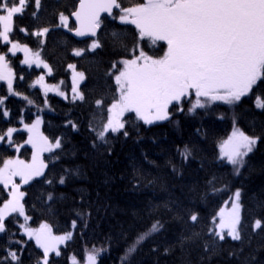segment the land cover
<instances>
[{
  "label": "snow or ice",
  "instance_id": "1",
  "mask_svg": "<svg viewBox=\"0 0 264 264\" xmlns=\"http://www.w3.org/2000/svg\"><path fill=\"white\" fill-rule=\"evenodd\" d=\"M33 6L31 16L39 20L37 13L41 10V0H0V81L6 84L7 93L0 95V120L7 121L6 126L0 127V146L14 151L13 156L0 158V241H4L0 243V264H24L22 257L29 248V241L41 253L36 255L35 264H59L57 258L63 255L61 246L66 247L73 239L78 221L72 219L70 229L63 234H56L53 225L46 220L32 226L36 204H30L26 199L29 197L26 186H32L36 181L54 189L56 185H65L70 177L80 175L79 168L67 167L58 177H53L49 164L55 166L65 156L75 157L76 151L67 148L69 134L81 133L85 125L93 153L111 156L113 142L130 136L129 126L137 132L140 125L150 127L167 122L179 126L177 117L180 114L230 119L231 132L219 141L216 160L230 165L232 175H242L241 170L249 165L247 158L264 140V134H250L240 124L246 104L251 103L254 109L264 113V0H129L128 6L124 0H78L70 13L75 21L72 25L69 15L56 13L58 23L53 27H62L76 37L95 38L90 43L85 41L87 47L73 48L75 57L104 47L101 39L96 37L107 18L119 25L133 26L135 33L131 47L126 42L127 29H114L110 33L113 47L122 48L124 55L112 62L104 73L105 90L94 100L85 125L72 119L69 113L63 124L66 131L51 138L40 130L44 119L39 113L45 108L51 110L47 94L54 93L74 105L78 102L87 104L89 97L80 88L86 79L85 73L77 71L74 63L67 65L72 72L70 94L62 90L60 84L63 81L49 84L45 82V75H39L29 85L43 90V106L14 88L17 77L10 67V57H16L17 53H23L21 64L28 68L42 67L47 76L53 75V69L42 59L43 48L34 51L14 35L15 18L22 17ZM102 14H106L104 19ZM51 30L48 26L31 32L24 27L18 28L26 36L38 38L37 43L41 46ZM24 79V75L19 76L20 81ZM12 96L37 109L32 122H25L23 115L13 119L11 109L6 105ZM221 105L227 106L224 111H219ZM23 111L24 108L21 113ZM228 113H231L230 117ZM21 132L27 133L22 142L18 136ZM197 132L204 135L200 129ZM25 146L32 150L30 160L19 155ZM45 153L49 154L47 161ZM177 155L180 166L171 160L168 163L172 172L179 175L183 165L195 159V155L188 144L177 148ZM201 167H204L203 162ZM134 187H139V180ZM224 194H229L228 200L212 215L207 232L191 231V235L181 238L182 245L195 243L202 235H207L211 240L203 247L208 252L210 246L227 238L242 239L241 190L233 191L229 184H223L213 174L207 179L203 194L196 193L203 202ZM55 200L52 190L40 194V203L48 211L52 210ZM183 211L187 219L177 211L179 219L185 223L190 221L193 227L199 223L198 212L191 208ZM75 215L83 221L90 213L76 211ZM82 227L86 228L87 223ZM163 227L160 220H155L146 232L128 241L120 258L121 264H131L130 258L138 246ZM252 227L253 230L264 229V223L256 219ZM110 248L111 244L107 248L93 246L80 259L75 254L68 259L70 264H99V258Z\"/></svg>",
  "mask_w": 264,
  "mask_h": 264
},
{
  "label": "trees",
  "instance_id": "2",
  "mask_svg": "<svg viewBox=\"0 0 264 264\" xmlns=\"http://www.w3.org/2000/svg\"><path fill=\"white\" fill-rule=\"evenodd\" d=\"M124 4L128 6L129 0H124ZM41 5L37 13L39 20L31 16L34 6L22 17L15 18V37L33 50L43 48L42 59L53 69V75L47 76L48 82L58 84L63 81V88L69 94L72 72L67 65L76 64L77 71L85 73L86 79L80 88L89 97L87 104L78 102L74 105L60 96L47 94L51 110L45 108L39 114L44 119L41 132L51 138L66 131L63 124L69 113L72 119L85 125L94 100L105 90L104 73L112 62L124 55L122 48L113 47L110 33L114 29H127L126 42L131 47L135 29L131 25H119L117 21L107 18L97 37L104 47L94 53L86 52L83 57H75L72 49L87 47L85 41L78 42L71 32L53 25L58 23L56 13L64 12L70 16L78 0H41ZM69 23L74 24L71 16ZM45 26L52 27V30L42 46L38 45V38L18 31L19 27L31 32ZM22 59L21 55L10 57V67L17 77L14 88L29 95L37 105L43 106L44 93L40 88H30L29 85L45 71L34 66L28 68L20 63ZM20 75H24L23 81L19 80ZM6 94V84L0 81V95ZM6 105L11 109L13 119L23 115L25 122L30 123L35 118L33 113L37 109L27 106L18 97H9ZM226 107L221 105L219 111H224ZM22 108L25 109L23 113ZM245 110V116L240 121L241 127L253 135L264 134V113L254 109L251 103L245 105ZM227 115L230 117L231 113ZM177 118L180 120L179 126L167 122L150 127L140 125L138 132L129 126L130 136L113 142L111 156L93 153L90 134L85 125L81 133L69 134L67 148L76 151L75 157L65 156L55 166L49 164L53 177H58L67 167L79 168L80 175L70 177L65 185H56L54 189L36 181L32 186H26L29 188V197L26 199L30 204H36L32 213V226H38L46 220L53 225L56 234H63L70 229L72 219L78 221L73 239L67 242L66 247H61L63 255L57 258L59 264H70L68 258L73 254L80 259L93 246L107 248L109 244L111 248L99 258V264H121L120 258L124 255L128 241L146 232L155 220L161 221L163 229L148 236L138 246L137 252L130 258L131 264H264V229L253 230L252 227L256 219L264 223V140L258 143L255 151L247 158L249 165L241 170L242 175L234 176L230 165L216 160L219 141L226 139L231 132V120H218L216 115L189 117L180 114ZM6 124L7 121L0 120V127ZM197 129L204 135L198 133ZM18 136L22 142L27 133L21 132ZM185 144L193 148L195 159L184 164L181 173L177 175L172 172L168 162L171 160L180 166L177 148H183ZM31 151L30 147L25 146L19 155L22 159L30 160ZM13 155V149L0 146V158ZM48 156V153L44 154L46 161ZM148 161L154 163L149 164ZM202 162L204 167H201ZM213 174L223 184H229L233 191L236 188L241 190L242 239L233 241L227 238L214 247L210 246L209 251L205 252L203 245L211 240L207 235H202L195 243L182 245L180 240L191 235L193 230L206 233L211 226L212 215L228 200L229 194L211 197L207 202L197 198L196 193L203 194L206 181ZM137 180L139 187H134ZM48 190L54 191L56 197L51 211L40 203V194ZM186 208L200 215L201 219L194 227L190 221L185 223L177 217L179 211V215L186 220L187 214L183 211ZM76 211L90 213V216H85L81 221L75 215ZM85 222L86 228L82 227ZM28 244L29 248L22 259L24 264H35L36 255L41 254L40 250L34 248L32 241ZM165 249L168 251L165 252Z\"/></svg>",
  "mask_w": 264,
  "mask_h": 264
},
{
  "label": "rangeland",
  "instance_id": "3",
  "mask_svg": "<svg viewBox=\"0 0 264 264\" xmlns=\"http://www.w3.org/2000/svg\"><path fill=\"white\" fill-rule=\"evenodd\" d=\"M35 51V50H34ZM17 55H21L22 56V58H23V53H17ZM34 67H36L35 65H33ZM42 68V67H41ZM43 69V68H42ZM13 70V69H12ZM44 71H45V73L43 74V75H45V82L46 83H49L48 82V80H47V75H46V70L44 69ZM71 71V70H70ZM50 84V83H49ZM58 84H60V83H58ZM81 85V84H80ZM60 86H61V88H62V90H65L64 88H63V84H60ZM37 88H40L39 86H36ZM42 90V89H41ZM67 91V90H66ZM42 92H43V90H42ZM70 92H71V89H70ZM69 93V92H68ZM48 94H54V93H51V92H49ZM41 130V129H40ZM240 204H241V201H240ZM224 205H225V203H224ZM223 205V206H224ZM222 206V207H223ZM229 208H230V203H229ZM240 215L242 216V206H241V209H240ZM61 247H63V246H61Z\"/></svg>",
  "mask_w": 264,
  "mask_h": 264
},
{
  "label": "water",
  "instance_id": "4",
  "mask_svg": "<svg viewBox=\"0 0 264 264\" xmlns=\"http://www.w3.org/2000/svg\"><path fill=\"white\" fill-rule=\"evenodd\" d=\"M103 17H106V14H102V18H103ZM71 21H72L73 23H75V21H74V17H71ZM99 32H100V30L98 31L97 37H98V35H99ZM72 36H73V38H74L76 41H78V42H84V41H89V40H91V39H95V38H89V37H83V38L76 37V36L73 35V33H72ZM97 37H96V38H97Z\"/></svg>",
  "mask_w": 264,
  "mask_h": 264
}]
</instances>
